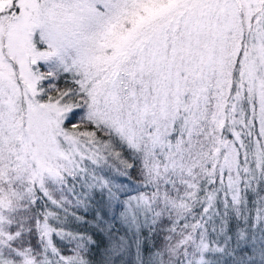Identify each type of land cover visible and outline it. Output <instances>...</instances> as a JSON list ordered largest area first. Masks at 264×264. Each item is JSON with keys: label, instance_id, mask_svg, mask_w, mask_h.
<instances>
[{"label": "snow or ice", "instance_id": "6c2138e0", "mask_svg": "<svg viewBox=\"0 0 264 264\" xmlns=\"http://www.w3.org/2000/svg\"><path fill=\"white\" fill-rule=\"evenodd\" d=\"M0 264H264V0H0Z\"/></svg>", "mask_w": 264, "mask_h": 264}]
</instances>
